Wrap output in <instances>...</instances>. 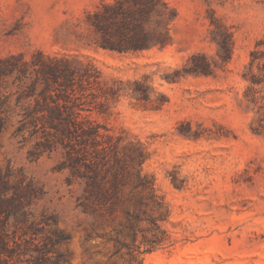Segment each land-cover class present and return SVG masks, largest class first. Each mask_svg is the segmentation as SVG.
<instances>
[{
  "label": "rangeland",
  "instance_id": "obj_1",
  "mask_svg": "<svg viewBox=\"0 0 264 264\" xmlns=\"http://www.w3.org/2000/svg\"><path fill=\"white\" fill-rule=\"evenodd\" d=\"M113 1L0 0V61L17 66L0 80V194L29 213L5 230H63L62 264H264V0H166L169 44L138 52L96 45L89 16ZM39 53L99 71L72 101L97 143L42 127V113L18 129L43 101V79L26 95Z\"/></svg>",
  "mask_w": 264,
  "mask_h": 264
},
{
  "label": "trees",
  "instance_id": "obj_2",
  "mask_svg": "<svg viewBox=\"0 0 264 264\" xmlns=\"http://www.w3.org/2000/svg\"><path fill=\"white\" fill-rule=\"evenodd\" d=\"M175 16V10L166 0H114L112 3H104L102 8L90 14L89 23L96 35L98 47L110 51L138 52L154 47H166L171 39L170 25ZM39 54L42 59L39 58L40 60L35 63L40 67L36 71L38 75L27 88L26 95L28 97L35 96L37 94L36 83L39 79H43L45 88L37 94L42 96L43 101H37L35 109L25 113V120L30 118V122H23L18 129H23L28 123L37 127L34 124L38 120L35 116L42 113L45 119L42 127L49 125V128L62 133L67 138H80L82 139L80 143L90 140L97 143L101 136L100 126L82 116V103L74 104L72 101L75 96L74 86L77 83V78L80 81L92 77L99 78V71L91 64H86L81 69L73 66V63L68 59L44 57L42 53ZM198 58L202 57L194 56L192 60ZM10 59H15V57L12 56ZM9 62L0 61V80L17 69L16 63ZM194 69L198 73L207 74L210 72V64L203 58L202 62L195 64ZM21 72L24 73V70ZM56 84L62 90L55 93L57 97L55 99L51 91L59 90L58 88L53 89ZM61 99L63 102H60ZM49 101L54 104L52 107H48ZM2 114L3 111L0 112V129L5 124ZM36 132L37 129L33 131V134ZM6 177L7 175H3L0 170V186L2 188L7 186ZM139 181L142 185L143 178L141 176H139ZM90 186L93 187L94 201L100 203L109 199V193L96 182H92ZM16 200V196L3 199L0 194V264L2 262L8 264V260L15 256L26 257L25 261L28 264H62L67 262L66 254L58 251L57 248L70 239L69 234L63 230L56 229L41 237L40 233L44 226L40 227L31 223L29 226L31 233L24 232L21 236L16 233L12 236L8 234L5 228L10 216H21L23 217L21 219L26 221L29 215L24 210L23 203H17ZM50 219L55 222L54 218H48L46 221L44 220L47 225ZM28 235L29 238H22Z\"/></svg>",
  "mask_w": 264,
  "mask_h": 264
}]
</instances>
